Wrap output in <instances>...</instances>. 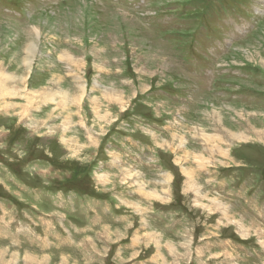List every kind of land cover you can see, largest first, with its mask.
<instances>
[{
    "label": "rangeland",
    "instance_id": "obj_1",
    "mask_svg": "<svg viewBox=\"0 0 264 264\" xmlns=\"http://www.w3.org/2000/svg\"><path fill=\"white\" fill-rule=\"evenodd\" d=\"M0 264H264V0H0Z\"/></svg>",
    "mask_w": 264,
    "mask_h": 264
},
{
    "label": "bare ground",
    "instance_id": "obj_2",
    "mask_svg": "<svg viewBox=\"0 0 264 264\" xmlns=\"http://www.w3.org/2000/svg\"><path fill=\"white\" fill-rule=\"evenodd\" d=\"M33 49H34V47H32L31 49H29V50H30V52H33ZM29 50H28V51H29ZM26 61H27V62H29V60H28V59H26Z\"/></svg>",
    "mask_w": 264,
    "mask_h": 264
},
{
    "label": "crops",
    "instance_id": "obj_3",
    "mask_svg": "<svg viewBox=\"0 0 264 264\" xmlns=\"http://www.w3.org/2000/svg\"><path fill=\"white\" fill-rule=\"evenodd\" d=\"M31 62H32V60L28 63V65H30L31 64ZM35 263H36V261H35Z\"/></svg>",
    "mask_w": 264,
    "mask_h": 264
}]
</instances>
